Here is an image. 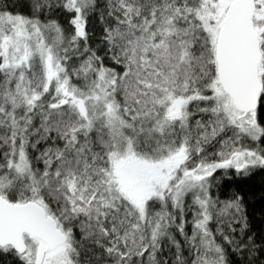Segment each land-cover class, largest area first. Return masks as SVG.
Listing matches in <instances>:
<instances>
[{"label":"snow or ice","instance_id":"6c2138e0","mask_svg":"<svg viewBox=\"0 0 264 264\" xmlns=\"http://www.w3.org/2000/svg\"><path fill=\"white\" fill-rule=\"evenodd\" d=\"M0 264H264V0H0Z\"/></svg>","mask_w":264,"mask_h":264}]
</instances>
